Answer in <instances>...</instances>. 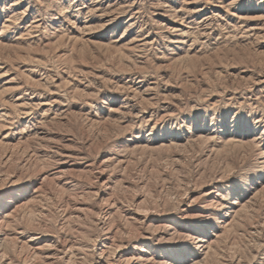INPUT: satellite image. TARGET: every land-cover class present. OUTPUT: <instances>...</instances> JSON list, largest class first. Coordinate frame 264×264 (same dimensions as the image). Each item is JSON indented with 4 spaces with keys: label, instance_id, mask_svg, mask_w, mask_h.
<instances>
[{
    "label": "rangeland",
    "instance_id": "374dc122",
    "mask_svg": "<svg viewBox=\"0 0 264 264\" xmlns=\"http://www.w3.org/2000/svg\"><path fill=\"white\" fill-rule=\"evenodd\" d=\"M0 264H264V0H0Z\"/></svg>",
    "mask_w": 264,
    "mask_h": 264
}]
</instances>
